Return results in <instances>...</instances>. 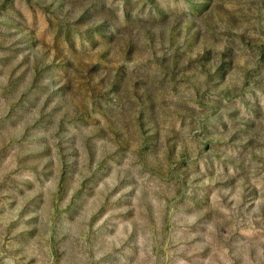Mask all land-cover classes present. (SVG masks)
Returning a JSON list of instances; mask_svg holds the SVG:
<instances>
[{
	"label": "rangeland",
	"instance_id": "rangeland-1",
	"mask_svg": "<svg viewBox=\"0 0 264 264\" xmlns=\"http://www.w3.org/2000/svg\"><path fill=\"white\" fill-rule=\"evenodd\" d=\"M0 264H264V0H0Z\"/></svg>",
	"mask_w": 264,
	"mask_h": 264
}]
</instances>
